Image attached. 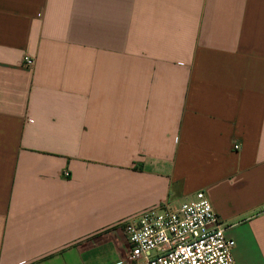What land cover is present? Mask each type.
Returning a JSON list of instances; mask_svg holds the SVG:
<instances>
[{"label": "crops", "instance_id": "crops-1", "mask_svg": "<svg viewBox=\"0 0 264 264\" xmlns=\"http://www.w3.org/2000/svg\"><path fill=\"white\" fill-rule=\"evenodd\" d=\"M199 191L264 264V0H0V264H116Z\"/></svg>", "mask_w": 264, "mask_h": 264}, {"label": "built area", "instance_id": "built-area-1", "mask_svg": "<svg viewBox=\"0 0 264 264\" xmlns=\"http://www.w3.org/2000/svg\"><path fill=\"white\" fill-rule=\"evenodd\" d=\"M33 63L24 57L23 66ZM118 227L127 250L116 264H235V243L225 237V225L203 191L149 208Z\"/></svg>", "mask_w": 264, "mask_h": 264}]
</instances>
